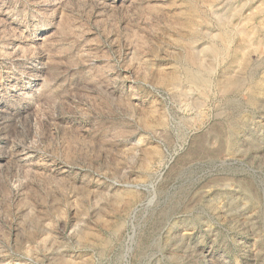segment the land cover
<instances>
[{
    "label": "rangeland",
    "instance_id": "374dc122",
    "mask_svg": "<svg viewBox=\"0 0 264 264\" xmlns=\"http://www.w3.org/2000/svg\"><path fill=\"white\" fill-rule=\"evenodd\" d=\"M0 264H264V0H0Z\"/></svg>",
    "mask_w": 264,
    "mask_h": 264
},
{
    "label": "bare ground",
    "instance_id": "6f19581e",
    "mask_svg": "<svg viewBox=\"0 0 264 264\" xmlns=\"http://www.w3.org/2000/svg\"><path fill=\"white\" fill-rule=\"evenodd\" d=\"M242 33V32H241Z\"/></svg>",
    "mask_w": 264,
    "mask_h": 264
}]
</instances>
